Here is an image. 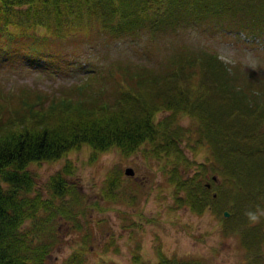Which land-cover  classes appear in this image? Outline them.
Wrapping results in <instances>:
<instances>
[{
    "label": "trees",
    "instance_id": "trees-1",
    "mask_svg": "<svg viewBox=\"0 0 264 264\" xmlns=\"http://www.w3.org/2000/svg\"><path fill=\"white\" fill-rule=\"evenodd\" d=\"M234 2L0 0V66L14 62L61 77L85 74L59 91L23 86L0 94V264H88L80 247L60 262L50 261L64 239L58 223L79 225L72 203L77 199L65 195L70 189L68 177L75 173L72 160L49 177L48 199L37 187L38 173L33 169L34 164L58 160L84 144L94 153L116 145L130 154L144 141H152L190 163L181 134H190L192 143L198 135L195 143L210 145L212 166L222 181L236 183L235 189L243 194L238 204L245 203V195L251 205L264 201V86H260L264 81L260 74L246 73L250 69L236 60L229 62L212 47L183 43L153 64L117 59L100 66L90 61L88 51L77 52L78 45L91 51L90 44L97 40L110 43L140 33L148 34L150 41L192 26L209 34L222 32L240 20L231 7ZM263 15L251 28L253 33L264 32ZM151 51L150 58L153 47ZM157 111L169 112L167 119L157 121ZM189 113L196 119V134L191 126L180 123ZM168 119L174 120L173 131L166 126ZM160 134L161 142L154 138ZM198 175L182 179L181 174L177 182L201 184ZM201 189L202 204L192 202L197 208L214 202L221 193L215 198L206 184ZM58 197L64 200L57 203ZM81 212L85 214V208ZM255 235L247 228L241 231L248 255L253 254L243 264H263L258 239L264 236ZM134 256L136 264H213L195 256L162 253L155 262L140 260L138 253Z\"/></svg>",
    "mask_w": 264,
    "mask_h": 264
},
{
    "label": "rangeland",
    "instance_id": "rangeland-1",
    "mask_svg": "<svg viewBox=\"0 0 264 264\" xmlns=\"http://www.w3.org/2000/svg\"><path fill=\"white\" fill-rule=\"evenodd\" d=\"M231 7L237 11L236 16L240 20L233 21V26L225 25L227 28L222 32L209 34L192 26L180 33L159 34L150 41L148 34L140 33L134 38H120L113 43L97 40L90 44L91 51L87 50L89 46L78 45L77 52L88 51L90 61L101 66L117 59L153 64L172 54L176 45L181 43L193 48L212 47L229 62L236 60L245 69H250L246 73L260 74L264 81V32L256 34L251 30L257 26V18L264 13V0H235ZM151 47L154 54L150 58ZM83 76L84 73H76L61 77L27 64L7 63L0 66V94L23 86L59 91L82 80ZM260 86H264V82ZM14 101L16 99L8 103ZM168 114L157 111L155 119L165 120ZM173 122V119H168V129ZM180 123L183 127L191 126L196 134L197 124L192 114L182 116ZM189 135L181 134V144L190 163H185L176 154H169L152 141H144L130 154H124L116 145L94 153L90 145L84 144L58 160L34 164L33 169L38 173L37 187L43 189L45 199L50 196L45 187L51 174L67 160L74 164L75 173L68 177L70 189L65 195L72 194L77 199L72 203L79 225L58 223L64 239L52 251L50 261L60 262L80 247L88 264L104 261L136 264V253L140 260L150 262L158 261L163 253L167 256L201 257L213 264H243L250 254L241 231L247 228L255 236H264V201L253 203L254 210L248 202V195H245V203L238 204L239 195L243 194L237 192L236 183L231 180L226 178L223 183L221 175L212 166L210 145L196 144L198 135H194L192 143ZM154 138L161 142L162 134ZM204 166H207L205 171L201 170ZM198 172L201 184H178L181 174L182 179H188ZM205 184L211 197H218V191L221 193L206 207H194L193 201L196 205L202 204L201 187L204 188ZM56 199L57 203L64 200L61 197ZM84 208L85 214H82ZM247 213L256 215L259 222H252ZM258 242V258L264 264V237L260 236Z\"/></svg>",
    "mask_w": 264,
    "mask_h": 264
},
{
    "label": "clouds",
    "instance_id": "clouds-1",
    "mask_svg": "<svg viewBox=\"0 0 264 264\" xmlns=\"http://www.w3.org/2000/svg\"><path fill=\"white\" fill-rule=\"evenodd\" d=\"M247 215L249 216V219L252 221V222H259V218L256 216V215H254V214H252V213H247Z\"/></svg>",
    "mask_w": 264,
    "mask_h": 264
},
{
    "label": "water",
    "instance_id": "water-1",
    "mask_svg": "<svg viewBox=\"0 0 264 264\" xmlns=\"http://www.w3.org/2000/svg\"><path fill=\"white\" fill-rule=\"evenodd\" d=\"M132 172V171H131ZM226 214L228 215L229 214V212H226Z\"/></svg>",
    "mask_w": 264,
    "mask_h": 264
}]
</instances>
